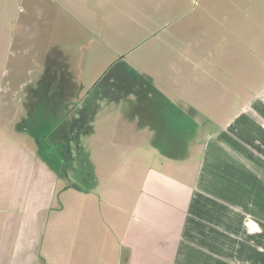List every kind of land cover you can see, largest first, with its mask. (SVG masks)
I'll return each instance as SVG.
<instances>
[{
	"label": "crops",
	"instance_id": "crops-1",
	"mask_svg": "<svg viewBox=\"0 0 264 264\" xmlns=\"http://www.w3.org/2000/svg\"><path fill=\"white\" fill-rule=\"evenodd\" d=\"M232 13L197 52L202 65L133 86L128 132L110 129L118 103L103 97L102 120L89 119V168L102 160L89 231L80 211L46 230L58 177L39 162L31 191L22 163L12 198L0 196V264H264V29ZM128 155L143 174L103 178Z\"/></svg>",
	"mask_w": 264,
	"mask_h": 264
},
{
	"label": "rangeland",
	"instance_id": "rangeland-1",
	"mask_svg": "<svg viewBox=\"0 0 264 264\" xmlns=\"http://www.w3.org/2000/svg\"><path fill=\"white\" fill-rule=\"evenodd\" d=\"M233 4L237 25L264 29V0H0V196L10 201L26 160L36 189L45 162L58 177L46 230L80 211L89 231V187H98L102 161L89 168V119L102 120L104 97L118 103L108 109L110 129L128 132L133 86L202 65L197 52L214 44L215 25L231 17ZM91 147L98 155L102 142ZM133 157L111 159L103 178L143 174Z\"/></svg>",
	"mask_w": 264,
	"mask_h": 264
}]
</instances>
